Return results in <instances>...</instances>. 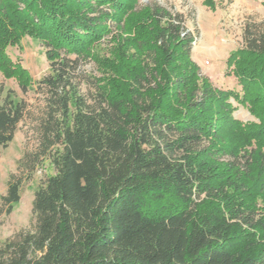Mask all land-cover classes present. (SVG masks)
<instances>
[{
	"label": "trees",
	"instance_id": "trees-1",
	"mask_svg": "<svg viewBox=\"0 0 264 264\" xmlns=\"http://www.w3.org/2000/svg\"><path fill=\"white\" fill-rule=\"evenodd\" d=\"M26 36L52 74L0 219L45 160L56 173L35 194L34 229L0 247V264H264V29L248 27L226 60L239 90L202 75L178 15L139 0H0V72L23 92L32 74L8 49ZM79 61L99 74L86 96ZM234 102L255 120L237 119ZM25 111L0 103V147Z\"/></svg>",
	"mask_w": 264,
	"mask_h": 264
},
{
	"label": "rangeland",
	"instance_id": "rangeland-1",
	"mask_svg": "<svg viewBox=\"0 0 264 264\" xmlns=\"http://www.w3.org/2000/svg\"><path fill=\"white\" fill-rule=\"evenodd\" d=\"M139 0V7L158 5L178 15L184 27L190 32L192 57L200 66L201 73L209 77L216 87L235 89L237 80L228 73L227 58L244 46V34L248 27L264 29V0ZM8 52L14 61L20 62L32 74L33 85L23 92L15 79H6L0 72V103L12 97L15 103L24 102L26 111L18 124L14 139L5 147H0V204L7 193L13 174L18 171L20 160L28 151L37 147L38 119L46 108L47 90L40 89V81L52 74L51 63L46 58L43 44L24 37L19 46L10 47ZM75 59L74 55L68 56ZM76 83L81 94L88 95L91 84L89 76L99 75L92 61H79ZM44 86V85H43ZM238 110L234 116L244 122L254 121L249 111L234 102ZM54 166L45 160L32 175L26 177L20 190V201L13 206L10 214L0 219V247L23 232L32 231L35 226L33 202L35 194L48 177L55 175Z\"/></svg>",
	"mask_w": 264,
	"mask_h": 264
}]
</instances>
